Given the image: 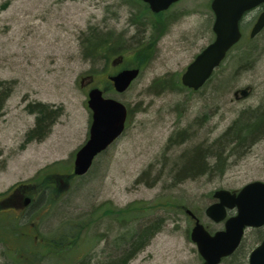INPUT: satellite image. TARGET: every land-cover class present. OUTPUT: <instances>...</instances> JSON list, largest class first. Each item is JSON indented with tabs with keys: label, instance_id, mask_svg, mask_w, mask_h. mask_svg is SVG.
<instances>
[{
	"label": "rangeland",
	"instance_id": "1",
	"mask_svg": "<svg viewBox=\"0 0 264 264\" xmlns=\"http://www.w3.org/2000/svg\"><path fill=\"white\" fill-rule=\"evenodd\" d=\"M4 3L8 6L1 9ZM210 3L181 0L157 18L159 14L147 10L142 0H0V79L15 82L0 116V200L7 198V207L23 202L25 196L19 199L18 191H13L18 184L31 186L28 194L36 200L27 208L11 207L0 213V264H70L86 254L102 259L113 237L123 232L113 217L85 227L61 258L44 256L42 248L63 231V223L88 220L100 207H109L110 214H115L134 202L158 208L144 221L164 216L165 222L128 264H202L191 239L194 218L188 210L214 233L224 222H214L205 213L216 200L213 193L217 189L237 191L249 182L264 181V138L240 156L230 157L223 174L177 184L172 181L173 159L187 148L212 141L242 108L264 100V30L250 40L251 27L244 24L256 11L245 15L243 39L218 68L219 75H232L230 88L217 91L215 80V85L209 83L192 93L171 82L165 87L155 83L166 76L180 79L195 55L212 42L215 16ZM162 20L161 29L139 46L140 40L152 34L155 22ZM144 26L149 27L145 33ZM90 27L116 34L99 50L106 55L95 62L84 58L81 46V35ZM250 43H254L257 58L245 68L240 66L239 55ZM115 48L117 53L112 51ZM120 55L122 62L113 64ZM129 66L139 67L140 74L126 91L117 92L109 76ZM94 86L127 106L128 124L86 174L71 177L76 152L89 138L92 110L88 91ZM246 87L250 88L247 97L234 96L236 89ZM37 101L58 107L60 113L42 139L26 141L36 121L28 104ZM205 113L209 120L196 124L194 119ZM186 127L193 140L168 144L174 131ZM147 167L152 172L139 180ZM156 176L159 180L154 182ZM57 189V204L52 207L47 200ZM18 217L23 218L21 235H28L22 239L16 238L9 226L1 227ZM102 233L110 237L99 240ZM257 235L255 229L248 228L237 257L220 264H248L249 252L260 243ZM33 246L37 256L22 251Z\"/></svg>",
	"mask_w": 264,
	"mask_h": 264
},
{
	"label": "trees",
	"instance_id": "2",
	"mask_svg": "<svg viewBox=\"0 0 264 264\" xmlns=\"http://www.w3.org/2000/svg\"><path fill=\"white\" fill-rule=\"evenodd\" d=\"M7 6L8 4L4 3L3 6H1V9L7 8ZM145 6L147 10H149L146 4ZM152 27L155 28L153 30L151 29L152 34L147 37V40H140L138 43L139 46H143L148 40L152 39L154 31L156 32L158 29V25H156L155 23V25H153ZM148 28L149 27L147 26H144L143 28L141 27L142 30L144 29L143 32ZM120 35H122V33H120ZM115 36L116 34L115 32L113 33L112 30L101 31L98 27H90L81 35V46L84 58L95 62L98 58L106 55L105 53H100L99 50L103 45L114 40ZM255 38L250 40H254ZM240 42L237 43L230 50V52L234 48L238 47ZM253 46L254 43H250L248 47L240 51V66H245V68H247L256 61L257 53ZM116 49L117 48H115V51H112L114 53H117L118 51ZM219 70L217 68L214 71L213 75L203 85V87L198 90H193L191 88L185 87L182 84L181 80L178 78H171V80H169L167 79V76L163 77V79L159 78V80H156L155 83H161L162 86L165 87L167 85V82H171V85L173 84L179 89H186L192 93H196V91L198 92L202 88H205L209 83H213L215 85V80L218 81V84L215 85L218 87L217 91H219L220 89L230 88L232 83V75L226 76L225 73L219 75ZM14 87L15 82L13 80L0 79V116L4 112L6 103L13 93ZM28 110L29 112L36 114V121L35 126L27 132L26 141H30L33 139L40 140L47 134V132L51 128L54 119H56V117L60 113V109L49 103L37 101L29 103ZM208 120L209 115L208 113H205L201 118L194 119V122L196 124L204 122L205 124ZM262 138H264V100L257 106H247L245 108H242L237 116L233 119V122L212 141H204L203 143L195 145L192 148H187L186 151L182 152L175 160L173 159V161L170 162V166H172L170 167L172 181L174 184H177L187 179H194L198 176H209L215 175L217 173L223 174L226 170L230 157L236 155L240 156L245 150H247L248 147ZM191 140H193V136L189 134V128L186 127L185 129L174 131V133L168 139V144L173 143V145H183L185 142H189ZM151 172V167H147L142 172L139 180L142 179L144 181L146 179V175L150 174ZM159 176L155 177L154 182H157L159 180L157 178ZM60 187L61 185L59 184L58 189H60ZM30 189L31 186L29 185L18 184L13 189V191H18L17 193H19L18 196L20 198H23L24 196L30 197L31 202L30 204H28V206H30L36 201L32 195L28 194ZM58 189L51 195V197H48L47 203L50 206L52 205V207L57 204L56 197L59 196L58 191H60ZM20 203L21 202H16L14 203L15 205L13 204L10 207L18 209V207L20 206L17 205H19ZM154 208L155 209H152L151 206L144 203L134 202L132 204H129L125 208L116 210L115 214H110L113 212L109 207H100L92 213L88 220L80 219L74 224L63 223V231L61 230L56 238L51 237L48 241L44 242V247L42 248L46 251L44 256H57V258H61L62 256L67 255L73 244L79 240L81 231L85 227H87L91 223H95L97 220L101 221L104 218L113 217V221L123 227V232L118 233L115 237H113V242H110L112 246L108 251H103L102 259L96 258L94 260L92 254H86L85 256L70 264H128L140 251H142L149 244L155 234L163 227V224L165 222L164 216H158L150 219L149 221H144L147 219V217L153 215L154 211L158 209L157 207ZM18 218L19 219L17 220L9 219V221H11L10 224L7 225L3 223L1 227L3 229L9 226L7 229L10 230V232L13 234L16 233V238L20 237L19 239H22L23 237H26L28 235H21L20 231L22 230V224L20 220L23 218ZM31 219L32 215L27 219V221ZM253 229H255V231L259 233V235L257 236L259 241L261 242L264 238V228L261 227ZM108 237H110L108 233H102L99 240H102L104 238L106 239ZM241 247L242 244L231 255L233 256V258H236L240 253ZM21 248L22 246H20L18 249ZM36 249L37 248L34 246L31 248L24 247V250L22 251H25L29 255L37 256L38 253L36 252Z\"/></svg>",
	"mask_w": 264,
	"mask_h": 264
},
{
	"label": "water",
	"instance_id": "3",
	"mask_svg": "<svg viewBox=\"0 0 264 264\" xmlns=\"http://www.w3.org/2000/svg\"><path fill=\"white\" fill-rule=\"evenodd\" d=\"M143 1L149 4L152 11L160 12L179 0ZM263 2L264 0H212L215 38L196 55L182 73L181 82L184 86L198 90L207 82L230 49L241 39L240 21L243 16ZM263 28L264 11L252 28L251 37ZM122 60L123 57L119 56L113 60V64H119ZM139 74V67L124 68L111 75L110 80L115 90L121 93L130 87ZM249 92L250 88H242L235 92V96L238 98L240 93L242 97H247ZM88 106L92 110L89 138L76 152L73 166V175L78 176L86 174L96 156L123 134L128 118L127 106L115 98L105 96L103 90L97 86L88 91ZM214 197L218 201L206 208V215L214 222L224 221V228L212 233L188 210L195 220L191 239L203 258L202 264H220L224 257L230 256L238 249L247 228L264 226V181L249 182L238 192L217 189ZM18 198L20 199L19 196ZM30 202L31 198L26 197L20 206H27ZM230 210H235V214L229 215ZM249 264H264V238L251 251Z\"/></svg>",
	"mask_w": 264,
	"mask_h": 264
},
{
	"label": "flooded vegetation",
	"instance_id": "4",
	"mask_svg": "<svg viewBox=\"0 0 264 264\" xmlns=\"http://www.w3.org/2000/svg\"><path fill=\"white\" fill-rule=\"evenodd\" d=\"M180 1H181V0H180ZM180 1H178L177 3H179ZM143 2H144V1H143ZM144 3H145V2H144ZM177 3H173L168 9L163 10V11H160V12H154V11H152L151 8H150V6H149L147 3H145V4L148 6V8H149V10H150V12H151L152 14H159V15L157 16V18H159L161 15H164L165 13L169 12V11L173 8V6H174L175 4H177ZM211 4H212V0H211V3H210V6H211ZM263 10H264V3H262L259 7L253 9L252 11L248 12L247 15L251 14L252 12L255 13V11H256V15L251 16L249 19H246L245 22H244V24H248L249 27H251V28H250V31H251L252 27L255 25V23L257 22V19H258L260 13H261ZM157 18H156V19H157ZM155 23H156V25H158V29H157V31H159V30L161 29V27L163 26V24H164V20H162V21H156ZM242 23H243V21H242ZM153 29H155V28L153 27ZM153 29H152V30H153ZM212 30H213V27H212ZM241 30L243 31V26H242V25H241ZM263 30H264V28L262 29V31H263ZM262 31H261V32H262ZM261 32H260L259 34H257L255 37H257L258 35H260ZM255 37H253V38H255ZM253 38H251V39H253ZM6 201H7V198H3V199L0 200V213H4V212L7 211V209H8V210L11 209V207H7V203H6ZM20 209H24V207H20ZM241 244H242V243H241ZM241 244H240V245H241ZM252 250H253V249H252ZM252 250H251V251H252ZM251 251H250L249 254H248V264H249V255H250ZM229 257H230V256H229ZM226 258H228V257H226ZM226 258H224L223 260H225ZM223 260H222V261H223Z\"/></svg>",
	"mask_w": 264,
	"mask_h": 264
}]
</instances>
